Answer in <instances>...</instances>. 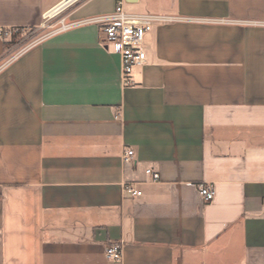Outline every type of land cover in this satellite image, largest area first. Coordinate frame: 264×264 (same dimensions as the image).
Masks as SVG:
<instances>
[{
  "label": "crops",
  "instance_id": "obj_1",
  "mask_svg": "<svg viewBox=\"0 0 264 264\" xmlns=\"http://www.w3.org/2000/svg\"><path fill=\"white\" fill-rule=\"evenodd\" d=\"M63 1L0 0V26ZM117 1L74 0L16 55L0 37V264H264V0L132 2L182 20L145 34L129 85L85 21Z\"/></svg>",
  "mask_w": 264,
  "mask_h": 264
},
{
  "label": "built area",
  "instance_id": "obj_2",
  "mask_svg": "<svg viewBox=\"0 0 264 264\" xmlns=\"http://www.w3.org/2000/svg\"><path fill=\"white\" fill-rule=\"evenodd\" d=\"M74 0H70L64 6L71 4ZM132 2L127 0H118L113 12L95 16L86 19L87 22L99 24L103 33L101 42L118 53L121 57L122 78L125 85L132 84L131 74L135 67L143 65L146 62V52L143 47V40L146 33L151 31L155 25L182 20V17L151 12H137L131 8ZM71 24L62 25L58 29H65ZM25 28L23 27H5L0 26V37L12 40L18 37L19 33ZM133 150H127L123 153V160L127 161L132 158ZM147 173L151 175L152 180L156 181L160 178V174L152 169H147ZM199 193L205 202H211L215 197V189L212 184L200 182L198 184ZM123 191L132 195H140L141 191L133 187L132 184L124 183ZM108 259L113 262H119L122 259L121 244H111L106 248Z\"/></svg>",
  "mask_w": 264,
  "mask_h": 264
},
{
  "label": "rangeland",
  "instance_id": "obj_3",
  "mask_svg": "<svg viewBox=\"0 0 264 264\" xmlns=\"http://www.w3.org/2000/svg\"><path fill=\"white\" fill-rule=\"evenodd\" d=\"M68 9L62 10L60 13L53 15H45L42 18L41 23L38 26H33L25 28L19 33L18 37L13 38L9 41L11 45V54H19L21 51L25 50L29 46L39 42L49 34L58 30L62 25L63 14Z\"/></svg>",
  "mask_w": 264,
  "mask_h": 264
},
{
  "label": "bare ground",
  "instance_id": "obj_4",
  "mask_svg": "<svg viewBox=\"0 0 264 264\" xmlns=\"http://www.w3.org/2000/svg\"><path fill=\"white\" fill-rule=\"evenodd\" d=\"M70 0H67L66 2H64L63 4L61 5H57L56 7H54L47 15H55V14H58L60 13L66 6H64L67 2H69Z\"/></svg>",
  "mask_w": 264,
  "mask_h": 264
},
{
  "label": "water",
  "instance_id": "obj_5",
  "mask_svg": "<svg viewBox=\"0 0 264 264\" xmlns=\"http://www.w3.org/2000/svg\"><path fill=\"white\" fill-rule=\"evenodd\" d=\"M66 1H67V0L63 1V2L60 3L59 5L63 4V3L66 2ZM127 1H129V2H134V1H136V0H127Z\"/></svg>",
  "mask_w": 264,
  "mask_h": 264
}]
</instances>
